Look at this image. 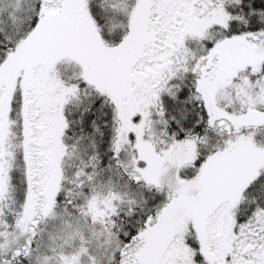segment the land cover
<instances>
[{"label":"snow or ice","instance_id":"obj_1","mask_svg":"<svg viewBox=\"0 0 264 264\" xmlns=\"http://www.w3.org/2000/svg\"><path fill=\"white\" fill-rule=\"evenodd\" d=\"M0 264H264V0H0Z\"/></svg>","mask_w":264,"mask_h":264}]
</instances>
